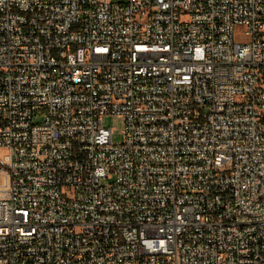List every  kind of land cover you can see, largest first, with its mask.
<instances>
[{
    "label": "built area",
    "instance_id": "1",
    "mask_svg": "<svg viewBox=\"0 0 264 264\" xmlns=\"http://www.w3.org/2000/svg\"><path fill=\"white\" fill-rule=\"evenodd\" d=\"M0 264H264V0H0Z\"/></svg>",
    "mask_w": 264,
    "mask_h": 264
},
{
    "label": "rangeland",
    "instance_id": "2",
    "mask_svg": "<svg viewBox=\"0 0 264 264\" xmlns=\"http://www.w3.org/2000/svg\"><path fill=\"white\" fill-rule=\"evenodd\" d=\"M43 115H39L36 121H41ZM104 123L106 126L112 127L114 131V141L121 142L124 139V116L121 114H107L104 116Z\"/></svg>",
    "mask_w": 264,
    "mask_h": 264
}]
</instances>
